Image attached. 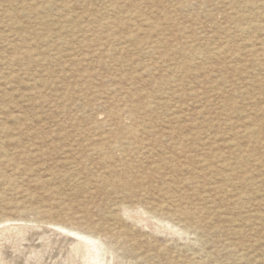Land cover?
Here are the masks:
<instances>
[{
    "label": "rangeland",
    "instance_id": "rangeland-1",
    "mask_svg": "<svg viewBox=\"0 0 264 264\" xmlns=\"http://www.w3.org/2000/svg\"><path fill=\"white\" fill-rule=\"evenodd\" d=\"M43 226L264 264V0H0V264H65Z\"/></svg>",
    "mask_w": 264,
    "mask_h": 264
},
{
    "label": "bare ground",
    "instance_id": "bare-ground-1",
    "mask_svg": "<svg viewBox=\"0 0 264 264\" xmlns=\"http://www.w3.org/2000/svg\"><path fill=\"white\" fill-rule=\"evenodd\" d=\"M132 134L135 135L136 134L135 131H132ZM96 148H99V147L96 146L95 149ZM95 149L93 148V150H95ZM40 227L38 229V228L24 227V226L18 225L17 227L15 226L14 232L11 231V229L13 228L12 227V228H9V229L7 228L6 233H7V235L13 234V237L17 238V237H21L22 235L26 234V231L28 229H29L28 231H31L34 234L36 231L42 229ZM56 227L58 229H61V230L70 231V229H65L64 227H62L60 225H56ZM42 231L46 232L48 234V236H46V238H48L49 236H51V238H52L50 241H49V239H48V241H45V245L46 246H50V247L54 246V248H55L54 251L55 252L62 250V252H64V254L66 256V258H65L66 261L65 262L67 264H75V263L76 264H98V262H99V258L98 257L99 256H98V253L95 251V250H97L96 249V243L89 236L82 235V234H80V232L79 233L78 232H72L73 234L78 236V238L69 239L68 237H66L67 235L65 236L60 231H55V230H51V229H45V227H44V229ZM8 237H10V236H8ZM12 242H14V241H12ZM36 245H38V243ZM43 258H44V256H43ZM40 260H41V258H40Z\"/></svg>",
    "mask_w": 264,
    "mask_h": 264
}]
</instances>
